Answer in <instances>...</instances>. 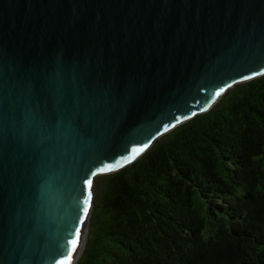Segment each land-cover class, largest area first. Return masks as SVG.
<instances>
[{
	"label": "water",
	"instance_id": "1",
	"mask_svg": "<svg viewBox=\"0 0 264 264\" xmlns=\"http://www.w3.org/2000/svg\"><path fill=\"white\" fill-rule=\"evenodd\" d=\"M261 75L264 0H0V264H75L96 177Z\"/></svg>",
	"mask_w": 264,
	"mask_h": 264
},
{
	"label": "trees",
	"instance_id": "2",
	"mask_svg": "<svg viewBox=\"0 0 264 264\" xmlns=\"http://www.w3.org/2000/svg\"><path fill=\"white\" fill-rule=\"evenodd\" d=\"M94 187L75 264H264V75Z\"/></svg>",
	"mask_w": 264,
	"mask_h": 264
},
{
	"label": "bare ground",
	"instance_id": "3",
	"mask_svg": "<svg viewBox=\"0 0 264 264\" xmlns=\"http://www.w3.org/2000/svg\"><path fill=\"white\" fill-rule=\"evenodd\" d=\"M82 249H83V241H82V244L79 246L78 248V252H77V255L80 256L81 252H82ZM77 256V257H78Z\"/></svg>",
	"mask_w": 264,
	"mask_h": 264
},
{
	"label": "rangeland",
	"instance_id": "4",
	"mask_svg": "<svg viewBox=\"0 0 264 264\" xmlns=\"http://www.w3.org/2000/svg\"><path fill=\"white\" fill-rule=\"evenodd\" d=\"M85 242H86V241H85ZM84 245H85V244H84ZM83 249H84V247H83ZM83 249H82V251H83ZM81 253H82V252H81ZM80 255H81V254H80ZM79 257H80V256H79ZM79 257H78V258H79ZM77 260H78V259H77ZM77 260H76V261H77Z\"/></svg>",
	"mask_w": 264,
	"mask_h": 264
},
{
	"label": "snow or ice",
	"instance_id": "5",
	"mask_svg": "<svg viewBox=\"0 0 264 264\" xmlns=\"http://www.w3.org/2000/svg\"><path fill=\"white\" fill-rule=\"evenodd\" d=\"M135 151V150H134ZM75 243V242H74Z\"/></svg>",
	"mask_w": 264,
	"mask_h": 264
}]
</instances>
